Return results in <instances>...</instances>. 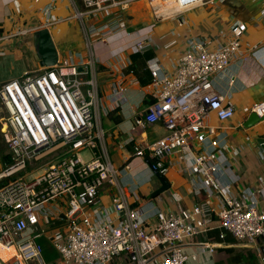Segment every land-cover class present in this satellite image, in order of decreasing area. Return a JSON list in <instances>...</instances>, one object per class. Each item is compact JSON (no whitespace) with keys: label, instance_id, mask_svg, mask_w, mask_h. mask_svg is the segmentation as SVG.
<instances>
[{"label":"built area","instance_id":"built-area-1","mask_svg":"<svg viewBox=\"0 0 264 264\" xmlns=\"http://www.w3.org/2000/svg\"><path fill=\"white\" fill-rule=\"evenodd\" d=\"M32 1L41 4L42 18L32 25L12 19L17 26L2 39L43 28L51 34L57 24L75 21L83 49L66 55L58 51L55 64L0 82V132L10 154L0 172V247L13 251L0 253V264H187L196 259L187 252L189 246L211 255L218 247L232 246L226 244L228 236L264 262V205L252 198L261 190H247V197L227 179L229 161L221 156L226 141L220 139L223 132L218 134L233 117L234 106L212 86L213 77L239 54L246 24L231 21L219 38L186 37L172 70L164 63L166 54L145 60L146 92L154 100L134 114L133 124L142 129L160 121L167 131L152 142L134 143L133 156L150 159L164 173L166 159L177 154L199 198L189 207L147 212L137 189L122 182L130 164L117 163L107 151L101 118L121 105L129 86L140 85L130 55L144 52L152 41L142 37L129 53L104 61L95 56L94 45L131 29L137 16L124 11L136 3L146 7L135 12L148 10L159 18L160 7L170 3L181 11L212 0H80L82 8L77 0ZM255 20L264 25V0ZM100 65L111 79L106 93L99 83ZM251 112L263 116L264 99L251 103ZM211 114L217 125L209 122ZM196 144L203 149L195 152ZM260 178L264 183V173ZM104 189L111 196L108 204L100 200ZM211 231L215 240L207 238ZM200 236L205 239L196 240ZM43 238L58 261L43 257Z\"/></svg>","mask_w":264,"mask_h":264},{"label":"crops","instance_id":"crops-1","mask_svg":"<svg viewBox=\"0 0 264 264\" xmlns=\"http://www.w3.org/2000/svg\"><path fill=\"white\" fill-rule=\"evenodd\" d=\"M262 5L263 0H212L202 4H193L185 10L178 11L172 3L162 6L164 8L159 10V13L164 16L159 18H155L148 12L137 14L135 9L130 8L127 14L132 16L137 14V19L131 23V29L122 34H114L109 38H119L123 35L126 38L131 37V40L135 42L148 36L152 41L144 52L130 55L136 66L135 75L140 85L129 86L126 98L121 105L109 110L101 118L107 151L110 155L112 154L111 157L117 163L129 162L130 164V169L123 172L122 182L129 188L137 189L139 202L145 206L147 212H152L157 207L171 206L175 209L189 207L199 198L193 195L192 184L188 175L181 171L177 154L169 156L165 161L167 169L163 174L169 181V189L155 198H150V193L159 186V182L148 169L144 162L145 158L133 156L132 145L134 143L152 142L167 131L160 121L150 123L142 129L135 128L133 124L134 114L138 111H145L147 105L144 101L148 98L146 84L149 81V74L144 69L146 53L151 52V56L166 54L164 63L168 69L172 70L174 63L185 50L186 37L195 34H211L219 38V33L225 31L226 34L233 20H240L247 26L241 38L239 54L232 59L221 75L214 76L212 79L213 89L234 106L233 117L222 124L223 129H219L218 135L223 132L220 139L226 141L221 156H225L229 161L225 173L227 179L233 181L234 189L247 197V190L260 189L261 192L252 198L258 202L259 206L264 205V183L260 178L264 173V150L257 148V144L264 140V121L249 128L243 127L250 104L264 99V25L255 20ZM40 6L41 4H35L32 0H0V82L20 77L25 71L41 68L35 50L37 43L35 33L1 38L13 32L14 27L17 26L12 19L22 25H32L38 22L42 18ZM61 12L62 10L59 9L58 14ZM51 35L60 55L83 49L82 35L75 21L57 24ZM134 42L117 46L113 55L96 57L104 61L116 55L129 53L126 51L133 46ZM105 44H95L97 51L101 52ZM23 48H29L28 53H24ZM105 52L106 50L103 53ZM98 78L101 88L106 93L110 89L111 79L102 65L98 67ZM105 102L108 104L107 99ZM116 115L118 121L113 118ZM103 116L106 117L104 118L105 127ZM209 122L212 125L218 124L214 114L209 116ZM149 136L153 140H149ZM206 147L208 144L205 145ZM202 149V146L195 145V152ZM9 161V150L0 132V172ZM3 181L4 179L0 178V185ZM110 197L107 189L100 193V200L103 204H108ZM211 201L215 202L216 199L212 197ZM207 238L215 240L216 231L209 232ZM204 239V236L196 238V240ZM260 242L264 245V241L260 240ZM226 244L232 246L218 247L211 255L201 248L189 246L187 252L196 255L195 260H189L196 262L195 250L200 249L205 257V261L200 264H229L227 261L233 256L232 250L234 251L236 246L231 236L226 238ZM0 253L7 255L10 250L0 247ZM232 263L239 264L238 262ZM242 264H248V262Z\"/></svg>","mask_w":264,"mask_h":264},{"label":"water","instance_id":"water-1","mask_svg":"<svg viewBox=\"0 0 264 264\" xmlns=\"http://www.w3.org/2000/svg\"><path fill=\"white\" fill-rule=\"evenodd\" d=\"M35 34L37 36L35 50L40 67H47L55 64L58 59V49L49 30L47 28H43ZM263 121L264 115L259 117L255 113L251 112L245 118L243 127L249 128ZM261 148L264 150V143L261 144ZM144 162L146 163L148 169L152 172L153 177L159 182V186L150 193V198H155L167 191L170 184L165 175L157 169L150 159L145 158ZM79 190H81V188Z\"/></svg>","mask_w":264,"mask_h":264},{"label":"rangeland","instance_id":"rangeland-1","mask_svg":"<svg viewBox=\"0 0 264 264\" xmlns=\"http://www.w3.org/2000/svg\"><path fill=\"white\" fill-rule=\"evenodd\" d=\"M77 3H78V5L81 7V1L80 0H77ZM131 8H133V9H135V11L137 10V7H146L145 6V3H143V2H140V3H136V4H134V5H132V6H130ZM82 8V7H81ZM163 8L164 7H160V11L161 10H163ZM130 9V8H129ZM147 11L148 10H146L144 13H147ZM137 13V12H136ZM138 14V13H137ZM137 14H136V16H137ZM164 16V15H163ZM133 22V21H132ZM122 34V33H121ZM132 37H134V35L132 36ZM134 41L133 40H131V37H128V38H126V37H124L123 35H121V37H119V38H112V39H109V41H107V43L104 45L105 47H104V49L106 50V52L105 53H103L105 50L103 49L101 52H98L97 51V45H94V54H95V56H108V55H113V53H114V51H116V49H117V46H121V44H127V45H129L130 43L132 44ZM107 45V46H106ZM23 50H24V53H28V50H29V48H23ZM104 118H106V117H104L103 116V125H104V127H105V120H104ZM160 136H158L157 138H155V140L156 139H158ZM149 140H153V138L151 137V136H149V138H148ZM82 155H83V157H87V155H88V152L87 151H84L83 153H82ZM112 155V154H111ZM45 161L46 160H42L40 163L41 164H45ZM45 167H46V165H44ZM153 181H154V179H152ZM145 201V200H144ZM145 203V202H144ZM234 240V239H233ZM41 243H42V245H43V247L45 248V251H46V253L47 252H51L52 250H54V252H55V256H54V259H52V260H47L48 262H50V263H52V262H55V261H58L59 260V255H58V253L56 252V250L53 248V246H52V244L47 240V239H45V238H43L42 239V241H41ZM243 249L244 248H241V247H236L235 248V250H234V252H233V255H235V256H238V254H240V253H242V254H244L245 256H247V255H249L250 253H253L250 249H247V250H244L243 251ZM12 252L13 251H11L10 250V253L9 254H12ZM195 252H196V254H197V261L195 262V261H191V260H189L188 261V264H200V263H202L203 261H205V257L202 255V251L200 250V249H196L195 250ZM253 254H255V253H253ZM255 256V261L252 259V261L251 262H253L254 264H260L262 261H261V259H260V257H256V254L254 255ZM43 257L45 258V256L43 255ZM257 258H259V260L257 259ZM231 262H237L236 260H234V258H232V256L228 259V261H227V263H230L231 264ZM250 262V263H251Z\"/></svg>","mask_w":264,"mask_h":264},{"label":"trees","instance_id":"trees-1","mask_svg":"<svg viewBox=\"0 0 264 264\" xmlns=\"http://www.w3.org/2000/svg\"><path fill=\"white\" fill-rule=\"evenodd\" d=\"M151 55H152L151 52H147V53H146V58L150 57ZM135 56H136V55H135ZM135 56H133V57H135ZM153 100H154L153 98L148 97V98H146L144 101H145L146 104H149V103L153 102ZM113 112H114V111H113ZM113 112H112V113H113ZM113 114H114V113H113ZM113 118L115 119V121H118V120H119L117 115L114 116ZM263 241H264V238H263ZM263 243H264V242H263ZM232 252H234V251L232 250ZM43 255L45 256V259H47V260H52V259H54V256H55L56 254H55L54 250H52L51 252H47V253H46L45 248L43 247ZM232 258H234V260H236L239 264H242V263H244V262H246V261L248 262V264H254V263L251 262V261H252V259L255 261V256H254L253 253H250V254L247 255V256H245L244 254L240 253V254H238V256L233 255ZM250 262H251V263H250ZM229 264H230V263H229ZM231 264H233V263L231 262Z\"/></svg>","mask_w":264,"mask_h":264},{"label":"bare ground","instance_id":"bare-ground-1","mask_svg":"<svg viewBox=\"0 0 264 264\" xmlns=\"http://www.w3.org/2000/svg\"><path fill=\"white\" fill-rule=\"evenodd\" d=\"M170 4H172V3H170ZM128 10L129 9H126L125 11H124V13L127 15V12H128ZM5 249V248H4ZM5 250H12L11 248L10 249H5ZM3 256H7V255H3Z\"/></svg>","mask_w":264,"mask_h":264}]
</instances>
